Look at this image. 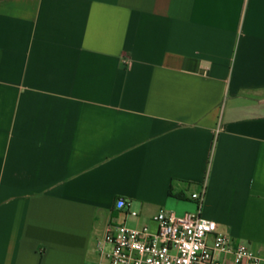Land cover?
Returning <instances> with one entry per match:
<instances>
[{
  "label": "crops",
  "instance_id": "1",
  "mask_svg": "<svg viewBox=\"0 0 264 264\" xmlns=\"http://www.w3.org/2000/svg\"><path fill=\"white\" fill-rule=\"evenodd\" d=\"M161 210L264 254V0H0V264Z\"/></svg>",
  "mask_w": 264,
  "mask_h": 264
},
{
  "label": "built area",
  "instance_id": "2",
  "mask_svg": "<svg viewBox=\"0 0 264 264\" xmlns=\"http://www.w3.org/2000/svg\"><path fill=\"white\" fill-rule=\"evenodd\" d=\"M204 195L205 188L191 195L199 210ZM117 209L138 217L125 198L117 200ZM152 220L155 227L111 220L97 241L103 259L95 264H264V254L234 242L228 234L218 231L215 221L199 212L178 216L161 210Z\"/></svg>",
  "mask_w": 264,
  "mask_h": 264
},
{
  "label": "rangeland",
  "instance_id": "3",
  "mask_svg": "<svg viewBox=\"0 0 264 264\" xmlns=\"http://www.w3.org/2000/svg\"><path fill=\"white\" fill-rule=\"evenodd\" d=\"M132 210H136L137 212H139V210H140V208H139V206L138 205H134V206H132ZM129 225H131V226H134V225H136V226H138L137 224H134V223H128Z\"/></svg>",
  "mask_w": 264,
  "mask_h": 264
}]
</instances>
